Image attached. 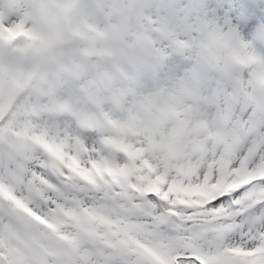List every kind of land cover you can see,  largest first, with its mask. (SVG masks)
<instances>
[{"label":"snow or ice","instance_id":"obj_1","mask_svg":"<svg viewBox=\"0 0 264 264\" xmlns=\"http://www.w3.org/2000/svg\"><path fill=\"white\" fill-rule=\"evenodd\" d=\"M0 264H264V0H0Z\"/></svg>","mask_w":264,"mask_h":264}]
</instances>
